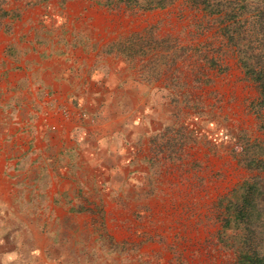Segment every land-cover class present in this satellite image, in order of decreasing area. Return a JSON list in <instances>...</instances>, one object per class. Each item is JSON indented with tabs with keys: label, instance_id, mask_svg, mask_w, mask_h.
<instances>
[{
	"label": "rangeland",
	"instance_id": "obj_1",
	"mask_svg": "<svg viewBox=\"0 0 264 264\" xmlns=\"http://www.w3.org/2000/svg\"><path fill=\"white\" fill-rule=\"evenodd\" d=\"M156 1L0 0V264H234L245 184L264 253V0Z\"/></svg>",
	"mask_w": 264,
	"mask_h": 264
},
{
	"label": "trees",
	"instance_id": "obj_2",
	"mask_svg": "<svg viewBox=\"0 0 264 264\" xmlns=\"http://www.w3.org/2000/svg\"><path fill=\"white\" fill-rule=\"evenodd\" d=\"M202 3L205 7L208 0H193ZM153 2V0H151ZM164 0H157L156 5L164 4ZM246 72L250 73L258 82L264 103V65L257 70L242 62ZM260 190L256 185L245 184L225 201V218L222 221L224 229L231 228L233 235L229 237L236 250L237 258L234 264H264V253L259 249V239L255 228L259 222L260 211L257 208V199ZM227 241V237L225 238Z\"/></svg>",
	"mask_w": 264,
	"mask_h": 264
}]
</instances>
